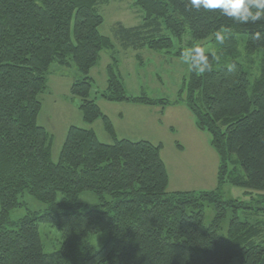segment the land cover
<instances>
[{
  "label": "trees",
  "instance_id": "trees-1",
  "mask_svg": "<svg viewBox=\"0 0 264 264\" xmlns=\"http://www.w3.org/2000/svg\"><path fill=\"white\" fill-rule=\"evenodd\" d=\"M109 1L0 0V264H264V39L252 38L255 32L264 35V20L242 25L219 10H192L188 0H135L142 23L117 24L115 37L126 50L170 51L177 42L182 53L223 27L234 53V36H240L248 54H262L260 76L252 82L237 54L229 65L220 64L221 48L219 58L209 54L211 71H190L180 91L185 101L159 102L184 104L220 158L216 190L170 193L162 146L118 139L91 99L90 72L102 51L115 49L100 32L104 18L98 7ZM53 64L79 70L71 95L83 100L87 123L103 120L112 145L92 130L70 127L53 161V136L38 125L39 96ZM118 71L107 68L104 100L157 105L129 96ZM227 183L258 200L225 201L221 189ZM84 192L96 194L100 204L82 203ZM26 196L46 210L12 220ZM205 205L217 213L210 225ZM41 225L61 233L59 250L45 251ZM96 236L98 245L91 242Z\"/></svg>",
  "mask_w": 264,
  "mask_h": 264
},
{
  "label": "rangeland",
  "instance_id": "rangeland-1",
  "mask_svg": "<svg viewBox=\"0 0 264 264\" xmlns=\"http://www.w3.org/2000/svg\"><path fill=\"white\" fill-rule=\"evenodd\" d=\"M104 23L100 28L102 35L110 38L115 45L114 50H104L96 67L90 72L93 79L91 99L97 102L102 114L107 116L115 128L118 139L132 141L146 140L154 145H161V156L166 165L169 176L168 192H211L218 188V173L220 158L211 147V136L198 129L195 116L184 104L162 107L164 102L175 104L179 100L185 101L186 93L180 94L184 81L189 78L190 65L184 62L179 49V43H174L170 51H156L143 47L139 50L123 49L115 37L117 24L126 28L138 26L143 21V12L135 5V0H110L98 7ZM229 37H224L220 43L216 36L205 41L202 46L205 53L215 54L220 64L229 65L235 52L231 48ZM237 58L246 70L251 73L254 82L260 76L261 55H250L245 49L246 39L234 36ZM115 60V62H114ZM219 60V59H218ZM109 65L120 73V79L126 92L131 97H145L154 99L156 106H144L132 103H112L104 100L101 93L108 88L107 68ZM48 76L47 90L39 96L42 110L38 117V125L44 127L53 136L52 158L57 162L70 127L92 130L100 142L112 145L114 138L106 129L102 119L94 123H87L80 110L83 100L71 95L72 85L81 78L76 66L62 67L53 64ZM164 101L162 103H159ZM232 169V168H231ZM228 178V177H227ZM221 198L238 205L258 200L259 195H246L240 188L228 183L221 189ZM80 201L94 207L100 204L96 194L84 192ZM240 201V202H239ZM25 207L13 210L12 220L26 216L27 211L44 212L46 206L30 196L24 199ZM205 224L210 225L216 218L214 206L205 205ZM1 210V207H0ZM240 212V218L244 219ZM224 222L225 228L221 235L226 234L229 220ZM41 239L47 253L60 249L61 233L47 225L40 227ZM105 237V234H102ZM94 245L99 244L98 236L92 237Z\"/></svg>",
  "mask_w": 264,
  "mask_h": 264
},
{
  "label": "clouds",
  "instance_id": "clouds-1",
  "mask_svg": "<svg viewBox=\"0 0 264 264\" xmlns=\"http://www.w3.org/2000/svg\"><path fill=\"white\" fill-rule=\"evenodd\" d=\"M188 6L197 12L219 10L223 16L234 19L242 25L264 20V0H188L186 7ZM226 31L227 29L222 27L217 32L216 39L220 43H223L224 35L222 33ZM252 38L259 41L264 39V35L255 32L252 34ZM182 55L184 62L190 65V71L199 75L211 71L210 55L206 54L202 47H191ZM211 55L215 56L214 53Z\"/></svg>",
  "mask_w": 264,
  "mask_h": 264
},
{
  "label": "crops",
  "instance_id": "crops-1",
  "mask_svg": "<svg viewBox=\"0 0 264 264\" xmlns=\"http://www.w3.org/2000/svg\"><path fill=\"white\" fill-rule=\"evenodd\" d=\"M115 129V128H114ZM115 134H116V132H115ZM117 135V134H116ZM124 139H126V138H124ZM129 140V139H128ZM142 141H146V140H142ZM149 142V141H148Z\"/></svg>",
  "mask_w": 264,
  "mask_h": 264
}]
</instances>
